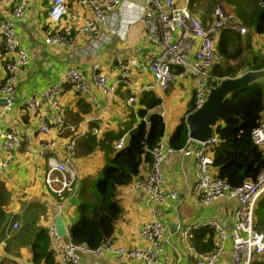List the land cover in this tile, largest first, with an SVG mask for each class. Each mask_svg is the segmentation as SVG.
<instances>
[{"label": "built area", "instance_id": "obj_1", "mask_svg": "<svg viewBox=\"0 0 264 264\" xmlns=\"http://www.w3.org/2000/svg\"><path fill=\"white\" fill-rule=\"evenodd\" d=\"M50 1L48 17L51 24L45 34L47 45L80 53H88L87 50L93 49V54L99 55L103 51L105 38L110 39L116 34V30L110 27L109 13L118 8L122 0H72L93 12V17L87 19L81 28L82 33L90 34V42L80 50L77 49L79 40L73 35L71 24H64L68 17L70 0ZM145 1L147 6L143 10L142 20L147 26L148 39L156 51L153 55H148L144 64H139L137 68L152 75L154 82L137 83L134 79L133 60L121 57L120 51H115L116 54L109 59L110 67H106L101 61H95L91 65L90 73L81 67H69L59 82L53 83L41 94L22 101V107L31 111L37 120L36 125L22 131L14 121L18 103L16 86L31 59L18 38L16 24L25 16L27 3L18 5L13 4L12 0H0V3L4 2L12 7V14L9 16L0 13V36L6 61L3 69L7 77L0 88V99L3 102L0 106V172L10 169L22 149L42 159L45 164L43 182L55 199V217H60L64 222L66 202L78 194L80 187L76 140L85 133L83 128L75 137H66L65 132L71 126L66 121L64 97L71 93L79 95L86 98L97 110H104L102 97L115 96L119 85H125L138 97L145 91H154L157 88L168 92L175 84L191 79L196 108H200L209 94L212 70L220 60L216 43L221 32L227 28L241 34L248 32L221 2L214 10L211 24L205 27L191 10L193 0ZM104 29L109 31L107 36ZM128 101L132 103L134 98H129ZM94 132L97 133V129ZM252 134L255 143L264 146V121ZM125 142L126 138L122 137L117 140L115 147L121 149ZM189 142L196 144L198 148L192 151L186 146L178 151L194 153L196 182L192 193L195 198L203 204H213L223 198H232L238 202L234 209L231 232H227L216 219L185 227V241L191 236L193 229L203 226L211 227L218 236L219 242L213 251L195 255L197 264H220L227 239L232 243V264H256L257 257L264 254V233L256 228L257 203L264 194V171L255 180L232 186L214 173L212 150L220 144V137L215 136L205 141L190 138ZM175 151L177 149L167 146L166 139L158 141L151 150L153 162L149 173L136 184V189L147 196L148 217L140 230L143 245L129 247L119 241L110 240L97 248H91L72 239L66 222L64 235L59 233L54 222L48 230L51 247L60 264H82L85 256L104 258L107 253H111L116 263L160 264L166 226L159 217L157 207L178 196L177 190H168L164 176L165 162ZM13 226L18 228L19 223L15 221Z\"/></svg>", "mask_w": 264, "mask_h": 264}, {"label": "crops", "instance_id": "obj_2", "mask_svg": "<svg viewBox=\"0 0 264 264\" xmlns=\"http://www.w3.org/2000/svg\"><path fill=\"white\" fill-rule=\"evenodd\" d=\"M12 1L13 4L18 5L27 3L26 14L17 22L16 27L18 38L31 59L30 65L26 67L16 86L18 103L14 113V121L18 129L25 131L37 123L32 112L22 107L24 99L39 95L53 83L59 82L69 67H81L87 73H90L91 65L95 61H101L106 67H110L109 59H112L116 54L115 51H120L121 57H129L133 60L134 79L137 83L150 84L154 82L152 75L146 71L141 72L137 68L139 64H144L148 55H153L156 51L153 43L148 39L147 26L142 20L143 10L145 5L147 6L145 0H122L120 6L109 13L110 27L116 30V34L110 39L105 38L103 51L99 55H94L93 49L87 50L88 53H80L75 50L49 46L45 43V34L51 24L48 17L51 6L50 0ZM219 2V0H193L191 9L204 24H209ZM68 12L64 24H71L73 35L77 36L79 40L77 49L80 50L86 43L90 42V34L82 33L81 28L87 19L93 17V12L90 8L80 6L72 0L68 2ZM0 13L9 16L12 14V7L7 3H0ZM104 31L107 36L109 34L108 29H104ZM262 40H264V35L254 36V49L260 48L264 57V45L257 44ZM1 44L0 41V46ZM247 55L248 52L244 54L245 57ZM4 58L5 54L0 47V86L7 79L3 69L4 62H6ZM256 76L255 74L254 78ZM130 93L131 91L125 86L119 85L115 96L102 97L101 103L104 110H97L82 96L67 94L64 97L67 118L71 116L70 113L76 112L82 116L78 123L71 122V118L68 120L69 123L67 122V124L71 127L69 132H66L68 133L67 138L75 137L76 133L82 132L83 128H85V133L81 136L90 132L99 142L109 143L108 134L118 136L113 139L112 144L109 143L116 150L117 139L134 128L136 122L139 123L144 120L141 115V110L144 108L141 100L146 94L139 98V103L128 107L124 102ZM149 93H153L162 99V103L156 110L163 113L162 116L166 124L164 137H166L167 146L170 147L171 139L178 125L196 105L193 80L187 79L175 84L168 92L157 88L147 94ZM81 101L87 103L90 111H82L88 107L83 105ZM2 104L0 99V106ZM7 120H10L9 116H7ZM95 129H97V133L94 132ZM32 141L35 142V140ZM195 147L196 145L192 142L187 145V149ZM18 155L16 162L3 173L5 178L2 180L12 196L8 204V212H10L8 221L0 229V255L1 259L5 260V264H35L32 260L30 245L42 225L47 224L49 227L54 222L56 224L55 199L47 191L43 182L45 172L43 160L35 154L27 153L25 149H22ZM76 159L79 166L80 187L78 194L66 202V212L63 217L69 227L77 219L81 190L87 186L85 196L94 197L96 190L93 188L94 183L92 182H97L102 176L107 162V154L106 150L98 148L93 154L79 155L78 153ZM149 170V164H145L139 176L141 178L119 188L117 198L122 204L124 212L116 223L113 237L106 242L115 240L129 247L143 245L140 230L148 217L146 211L147 196L143 191L136 189V184L145 177ZM214 173L217 176L216 169H214ZM164 176L168 190H177L178 196L176 199L168 200L157 207L159 217L166 226L164 252L160 258V264H197L195 255L213 251L219 242L218 236L216 233L214 237H210L208 233L203 235L204 230H199L205 227L203 226L193 229L191 236L185 241V227L216 219L221 222L227 232H231L234 209L238 202L232 198H223L213 204H203L195 198L192 190L196 182V167L195 158L192 154L175 151L165 162ZM0 177H2L1 173ZM15 194L18 195L15 196ZM32 204L37 205L34 211L31 208ZM15 221L19 223L18 228L13 226ZM7 246L8 249H6ZM55 259L56 263L60 264L57 255H55ZM232 261V243L230 239H227L225 253L220 264H232ZM82 264L135 263H116L112 259L111 253H107L104 258L85 256Z\"/></svg>", "mask_w": 264, "mask_h": 264}, {"label": "trees", "instance_id": "obj_3", "mask_svg": "<svg viewBox=\"0 0 264 264\" xmlns=\"http://www.w3.org/2000/svg\"><path fill=\"white\" fill-rule=\"evenodd\" d=\"M219 1L249 31L245 36L233 30L223 32L217 45L222 60L212 70L210 85H216L224 78L239 77L249 71L257 75L246 90L234 92L225 100L221 111L222 122L217 127L222 140L213 155L217 176L227 180L232 186H238L245 181L255 180L264 171V148L254 143L252 134L264 116V57L260 48L254 49V36L264 35V0ZM0 47L4 51L3 42ZM246 52L248 55L245 57ZM141 101L144 106L141 115L147 117V123L142 122L131 130L123 149L115 150L111 144L118 136L109 134L107 139L111 144L97 141L90 132L77 139V154H93L98 148L106 150L107 154L102 176L97 182H92L96 190L94 197L85 196L87 186L80 192L77 219L70 225V235L78 243L97 248L113 237L116 223L124 212L117 198L119 188L141 178L142 167L145 164L151 165L152 148L165 134V120L156 110L162 99L149 93ZM81 102L88 107L82 111H90L87 103ZM193 110L194 107L190 112ZM70 115L68 118L66 116L68 123L70 118L75 123L82 119L79 112ZM65 135L67 137L68 133L65 132ZM188 139V125L183 120L171 139V146L177 150L182 149L187 145ZM11 196L12 193L0 177V229L8 221ZM256 228L264 233V195L257 203ZM48 229L47 224L42 225L31 242L32 260L35 264H58ZM199 230H204L203 235H215V231L209 226ZM0 264H5L1 255ZM256 264H264V254L257 257Z\"/></svg>", "mask_w": 264, "mask_h": 264}, {"label": "water", "instance_id": "obj_4", "mask_svg": "<svg viewBox=\"0 0 264 264\" xmlns=\"http://www.w3.org/2000/svg\"><path fill=\"white\" fill-rule=\"evenodd\" d=\"M254 75L255 73L249 71L240 77L223 79L218 85L212 87L204 104L186 118L190 138L198 141L211 138L221 120V111L225 100L234 92L246 90L254 79ZM56 224L59 233L64 235L66 233L64 221L58 217Z\"/></svg>", "mask_w": 264, "mask_h": 264}, {"label": "clouds", "instance_id": "obj_5", "mask_svg": "<svg viewBox=\"0 0 264 264\" xmlns=\"http://www.w3.org/2000/svg\"><path fill=\"white\" fill-rule=\"evenodd\" d=\"M221 3H222V2H221ZM223 6H224V5H223ZM191 8H192V7H191ZM224 8H225V7H224ZM225 9H226V8H225ZM191 10H192V9H191ZM226 10H227V9H226ZM227 11H228V10H227ZM236 18H237V17H236ZM212 19H213V18H212ZM199 20H200V19H199ZM238 21H239V20H238ZM211 22H212V21H211ZM211 22H210L209 24H204L203 22H202V23L204 24L205 27H209V25L211 24ZM239 22H240V21H239ZM241 25H242V24H241ZM244 27H246V26H244ZM246 28H247V27H246ZM247 29H248V28H247ZM225 30H233V31L237 32L238 34H240L241 36H245V35L248 33V32H247L246 34H241V33H239L238 31H236V30H234V29H231V28H227V29H225ZM225 30H223V31L221 32V34H220V36H219V38H218V41H217V43H216V48H217V50H218V47H217L218 42H219V40H220V38H221V35L223 34V32H224ZM248 31H249V30H248ZM2 52H3V51H2ZM218 52H219V50H218ZM219 54H220V60H222L221 53L219 52ZM216 64H217V63H216ZM245 73H246V72H245ZM242 75H243V74H242ZM242 75H241V76H242ZM239 77H240V76H239ZM211 79H212V76H211ZM224 79H226V78H224ZM221 80H223V79H221ZM221 80H220V81H221ZM210 81H211V80H210ZM5 82H6V81H5ZM5 82H4V83H5ZM4 83H3V84H4ZM219 83H220V82H218L216 85H218ZM3 84H2V85H3ZM2 85H1V86H2ZM209 85H210V82H209ZM216 85H213V86L210 85V89H211L212 87H215ZM1 86H0V88H1ZM123 86H125V85H123ZM125 87H126V86H125ZM248 87H249V86H248ZM126 88H127L129 91H131L128 87H126ZM148 92H151V91H145V92L139 94L138 97H136L135 95H133L132 93H130V96L126 99V101L124 102V104H125L126 106H128V107L133 106L134 104L139 103V98H140L141 96L147 94ZM209 93H210V90H209ZM208 95H209V94H208ZM230 95H231V94H230ZM230 95H229V96H230ZM229 96H228V97H229ZM129 98H134V101H133L132 103H129V101H128ZM207 98H208V97H207ZM197 109H198V108H196V105H195L193 111H195V110H197ZM193 111H192V112H193ZM192 112H190V113H192ZM159 113H160V112H159ZM190 113H188L187 116H188ZM162 114H163V113H160L161 116H162ZM187 116H186L185 119H184L185 121H186ZM162 117H163V116H162ZM143 118H144V120H143L142 122H146V123H147V117L145 116V117H143ZM262 121H264V119H263ZM262 121H261V122H262ZM142 122H139V123L136 122V125L134 126V128H136V127H137L138 125H140ZM221 122H222V121L220 120L219 124H221ZM186 123H187V122H186ZM219 124H218V125H219ZM258 126H259V125H258ZM134 128H132V129H134ZM132 129H131V130H132ZM131 130H130L129 132H127V133L122 134V135L118 138V139H120V138H122V137H125V138H126L125 146H126L127 141H128V139H129V134H130ZM188 132H189V130H188ZM164 135H165V134H164ZM164 135L162 136V138H161L160 140H162V139H166V137H164ZM215 136H219L217 130H216V132L213 134V136H212L211 138H214ZM219 137H220V136H219ZM211 138H209V139H211ZM118 139H117V140H118ZM191 139H192V138H191ZM220 139H221V137H220ZM193 140H194V139H193ZM207 140H208V139H207ZM253 140H254V138H253ZM189 141H190V136H189V139H188V143H190ZM196 141H198V140H196ZM116 142H117V141H116ZM221 142H222V140H221ZM221 142H220V144H221ZM188 143H187V145H188ZM254 143H255V141H254ZM220 144H219V145H220ZM255 144H256V143H255ZM115 145H116V144H115ZM187 145H186V146H187ZM195 145H196V144H195ZM219 145H218V146H219ZM256 145H258V144H256ZM125 146H124V147H125ZM186 146H185V147H186ZM258 146L264 148V146H260V145H258ZM124 147H123V148H124ZM171 147H172V146H171ZM123 148H121V149H123ZM173 148H174V147H173ZM197 148H198V146L196 145V147H195V148H192L191 150L194 151V150L197 149ZM215 148H216V147H215ZM215 148H214V150H215ZM116 150H119V149L116 148ZM214 150H212L213 155H214ZM150 153H151V152H150ZM192 155L194 156V153H193ZM213 155H212V158H213ZM151 156H152V154H151ZM152 162H153V158H152ZM152 162H151V165H150V169H151V166H152ZM213 163H214V161H213ZM149 171H150V170H149ZM149 171H148V173H149ZM148 173H147V174H148ZM147 174H146V175H147ZM146 175H145V176H146ZM263 195H264V194H263ZM263 195H262V196H263Z\"/></svg>", "mask_w": 264, "mask_h": 264}, {"label": "rangeland", "instance_id": "obj_6", "mask_svg": "<svg viewBox=\"0 0 264 264\" xmlns=\"http://www.w3.org/2000/svg\"><path fill=\"white\" fill-rule=\"evenodd\" d=\"M257 44H262V45H264V40L260 41V43L258 42ZM194 100H195V99H194ZM195 103H196V102H195ZM0 173H1V175H2L1 179L5 178V177H4V174H3L4 172H0ZM17 195H18V194H15V196H17ZM13 203L15 204L14 201H13ZM36 206H37L36 204H32V205H31V208L34 209V208H36Z\"/></svg>", "mask_w": 264, "mask_h": 264}]
</instances>
